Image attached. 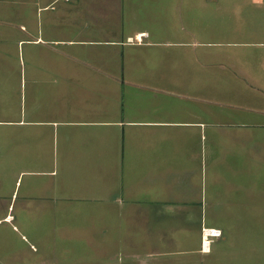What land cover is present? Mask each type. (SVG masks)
Wrapping results in <instances>:
<instances>
[{
    "label": "crops",
    "instance_id": "crops-1",
    "mask_svg": "<svg viewBox=\"0 0 264 264\" xmlns=\"http://www.w3.org/2000/svg\"><path fill=\"white\" fill-rule=\"evenodd\" d=\"M9 1L2 46L29 66L0 48V192L79 217L90 264H264V66H107V45L264 44V0ZM230 87L237 110L201 93Z\"/></svg>",
    "mask_w": 264,
    "mask_h": 264
},
{
    "label": "rangeland",
    "instance_id": "rangeland-1",
    "mask_svg": "<svg viewBox=\"0 0 264 264\" xmlns=\"http://www.w3.org/2000/svg\"><path fill=\"white\" fill-rule=\"evenodd\" d=\"M28 1L33 3L35 0ZM7 2L12 3L9 0H0V6H11ZM2 9L0 8V11ZM48 12H54V10ZM27 14L36 17L38 13L34 7L28 5ZM5 15H7L6 11L1 18H5ZM6 26L11 30L13 29L12 25ZM0 28L7 27L4 25ZM169 39H171V43L168 45L161 44L150 47L153 51L155 50L153 56L136 54L133 50L131 54H127V51L124 54H120L121 52L114 54L115 48H121L107 45V66H121V64L123 66H264V44H207V39L196 41L192 38L191 44L182 47L173 43L177 38L171 37ZM210 39L208 42L229 41L222 38ZM261 39L264 40V38ZM249 40L253 41L254 38L250 37ZM2 44L3 41L0 38V48L2 47L9 52L7 55L10 61L8 66H29L27 56L26 61H23L22 54L20 56L18 39L12 43L5 39L4 47ZM156 50H161L162 54H158ZM184 52L185 54H183ZM116 59L120 65L116 63ZM212 89L201 88L203 97H212L219 101L218 104H209L211 109H217L220 112L231 109L237 110L230 106L231 101L226 100V98L233 93L235 94L233 96L237 97L242 88H219V93L212 92ZM255 90H259L257 86H252L249 90L251 98L256 95ZM261 105L259 102L250 103L254 109H258ZM258 118L259 112L254 110L251 113V121H257ZM14 188V182H6L0 192V202L2 203L0 204V264H90L88 262L90 257L99 255L100 248L96 242L89 244L86 238L82 237L81 231L65 230L69 223H77L79 217L51 214L49 212L51 209L49 199L44 200L46 204L43 208H38L34 204L31 209L21 208L23 187L16 188L12 199ZM35 202L37 201L35 200ZM10 203L12 206L8 210L7 207ZM7 213L11 214L9 219L6 218ZM80 223H83V216L80 217Z\"/></svg>",
    "mask_w": 264,
    "mask_h": 264
},
{
    "label": "built area",
    "instance_id": "built-area-1",
    "mask_svg": "<svg viewBox=\"0 0 264 264\" xmlns=\"http://www.w3.org/2000/svg\"><path fill=\"white\" fill-rule=\"evenodd\" d=\"M208 229V231H207ZM221 231L219 229L214 228H204L203 234H202V249L205 251L209 250V245L211 242V236L212 235H220Z\"/></svg>",
    "mask_w": 264,
    "mask_h": 264
}]
</instances>
